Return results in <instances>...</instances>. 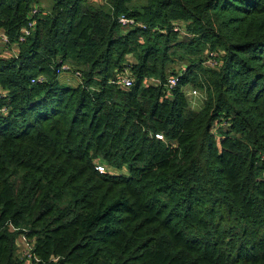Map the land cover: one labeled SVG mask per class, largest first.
Listing matches in <instances>:
<instances>
[{"label":"trees","instance_id":"16d2710c","mask_svg":"<svg viewBox=\"0 0 264 264\" xmlns=\"http://www.w3.org/2000/svg\"><path fill=\"white\" fill-rule=\"evenodd\" d=\"M50 1L0 0V264H264V0Z\"/></svg>","mask_w":264,"mask_h":264},{"label":"built area","instance_id":"2783aa9c","mask_svg":"<svg viewBox=\"0 0 264 264\" xmlns=\"http://www.w3.org/2000/svg\"><path fill=\"white\" fill-rule=\"evenodd\" d=\"M98 1L106 3L107 0H98ZM40 12H41V8L38 7L37 5H34L31 7L29 14H28L26 24L20 28L19 35L17 37L18 42L24 41L25 38L32 33L34 26H35V23H36L35 19L40 14ZM117 22L123 28H129V27H134V26H143L140 22L136 21L134 18L128 17L124 14H121L117 17ZM7 42H8L7 36L4 34V32H0V45L7 43ZM57 62H59V64L55 68L56 73L61 74L64 72H72L73 73L72 76H75L78 78L80 77V72L78 70H72V68L70 67L69 64H67L65 62H61V60H59ZM42 78H43V76H39L37 78H33L31 81L35 82L36 79L40 80ZM148 79H150L153 82H158V80L154 77H149ZM133 80H134L133 76L130 75L128 73V70L126 69L123 71V73H120L119 75H117V77H115L114 79H111L109 82L115 83L116 85H118L120 87L127 88V87L132 86ZM177 83H178V77L177 76H174V75L169 76L167 78V81L164 83L165 89H167V90L172 89L173 87H175L177 85ZM201 89L202 88H199V87H187L185 89V95L187 97L191 96V97L197 98L198 99L197 101L200 102L199 105L192 106V108H194V109L200 108L201 105L203 104L204 100L206 99V93ZM203 93H205V94H203ZM188 100L193 102V100L190 98H188ZM193 104H195V102H193ZM1 110H2V112H4L5 108H2ZM155 137L158 139H164L163 135L160 133H155ZM96 169L100 173H103L104 166L99 164L96 166ZM13 229L16 230L17 228L13 227ZM17 245L21 249L22 257H32L33 256L32 255L33 242L30 241L29 238L25 234L22 233L18 236ZM33 257L36 260L38 259L36 256H33Z\"/></svg>","mask_w":264,"mask_h":264},{"label":"rangeland","instance_id":"374dc122","mask_svg":"<svg viewBox=\"0 0 264 264\" xmlns=\"http://www.w3.org/2000/svg\"><path fill=\"white\" fill-rule=\"evenodd\" d=\"M90 2L91 3H93V4H95V5H99L100 4V2H98V1H91L90 0ZM138 2V1H137ZM38 4H40L41 5V7H43L44 9H46L47 11H50V9H51V7H52V3H51V1L50 0H39V2H38ZM109 6H106L105 8H108ZM209 55V54H208ZM207 55V56H208ZM210 57H212V56H210ZM204 58H206V56L204 57ZM207 63H209V64H213L214 63V60H212V59H208L207 61H206ZM176 66H174V67H177V69L180 67V63H176L175 64ZM216 64H214L213 66H215ZM182 67V69H184L185 68V66H181ZM169 76H172V75H169ZM168 76V77H169ZM144 84H148L147 82L145 83L144 82ZM191 87H195V86H192V85H190ZM201 90H203L204 91V89H201ZM205 92V91H204ZM203 94H205V93H203ZM187 98H190V99H192L193 100V102H195V104H193V102H191V101H189L188 100V102H189V105L192 107V106H197V105H199V101H197L198 99L197 98H194V97H191V96H188ZM224 129H225V127H224ZM164 140V139H163Z\"/></svg>","mask_w":264,"mask_h":264},{"label":"crops","instance_id":"0c3cea01","mask_svg":"<svg viewBox=\"0 0 264 264\" xmlns=\"http://www.w3.org/2000/svg\"><path fill=\"white\" fill-rule=\"evenodd\" d=\"M91 1H97V0H91ZM99 2V1H98ZM107 3V2H106ZM106 3H104V4H106ZM105 6H107V5H105ZM130 29L132 28V27H129ZM128 31V28H123V30H122V33H126ZM2 53L4 54V55H7V53L5 52V51H2ZM133 60H134V58L131 56V55H128V56H126V61L127 62H133ZM62 74H64L63 75V77L62 78H60V81H64V82H68V83H70L69 81H73L72 79H71V76L70 75H68L67 73H62ZM72 77H74V76H72ZM147 81H150V82H152L153 83V81H151V80H149L148 79V77L145 79V83L147 82ZM154 83H157V82H154ZM189 87H191L190 85H189Z\"/></svg>","mask_w":264,"mask_h":264}]
</instances>
